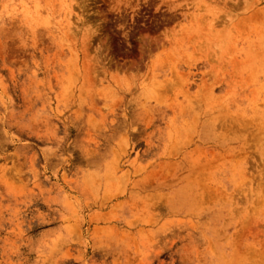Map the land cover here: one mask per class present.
Here are the masks:
<instances>
[{
  "label": "rangeland",
  "instance_id": "1",
  "mask_svg": "<svg viewBox=\"0 0 264 264\" xmlns=\"http://www.w3.org/2000/svg\"><path fill=\"white\" fill-rule=\"evenodd\" d=\"M0 264H264V0H0Z\"/></svg>",
  "mask_w": 264,
  "mask_h": 264
}]
</instances>
